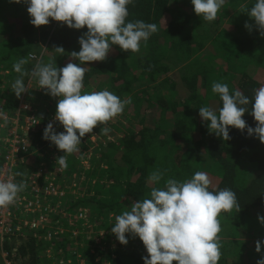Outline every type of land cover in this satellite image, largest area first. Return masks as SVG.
Listing matches in <instances>:
<instances>
[{
    "label": "trees",
    "instance_id": "16d2710c",
    "mask_svg": "<svg viewBox=\"0 0 264 264\" xmlns=\"http://www.w3.org/2000/svg\"><path fill=\"white\" fill-rule=\"evenodd\" d=\"M255 2L225 0L217 19L208 22L195 14L191 0H133L127 5L126 23L143 20L158 27L147 46L141 42L140 52L132 53L113 45L106 60L83 65L87 71L82 94L95 86L109 85L119 98L131 97V103L122 113L129 117L130 125L124 127L119 121L117 125L123 130H118L113 124L123 134L111 133V138L99 147L100 156L91 158L89 168L84 169L77 157L69 155L68 167L63 169L65 173L83 171L85 175L81 186L74 190L66 188L61 198L65 212L81 211L88 220L76 223L80 230L77 239L83 245L73 248L83 256L84 264H144L143 257L148 253L140 238L126 233L128 243L121 244L110 236V220L116 222V216L130 211L134 202L151 198L152 188H164L167 179L184 182L198 171L208 174L210 191L229 188L236 193L240 204L239 212L233 209L218 217L222 227L219 233L222 255L218 264H256L264 257V243L260 252L255 250L256 241L264 235V224L258 219V215L264 216V143L255 135L249 136L247 129L241 131L232 126H229L231 139L225 141L210 133L207 127L210 121H202L199 115L200 107H210L219 114L222 100L212 92V84L224 83L230 94L238 89L250 99L249 110L242 118L248 126L256 127L251 110L255 90L264 86V78L257 77L259 71L264 72V37L254 20L240 11L241 5L250 10ZM27 7L24 0L20 3L0 0L2 112H13L19 103L20 98L11 85L19 75L13 70V64L20 58L37 53L36 63H48L55 58L58 68L69 62L80 64L70 53L80 50L78 38L87 27L70 28L52 18L48 25L36 27L30 23ZM245 22L253 25L251 32ZM56 46H62L65 54L56 53ZM211 48L214 52H210ZM33 64L29 59L25 67L31 70ZM36 81L25 77L27 86ZM36 85L39 90L34 100H31L30 88L25 92V99L41 111V122L32 138L33 146L43 147L50 143L43 138L45 127L50 122L60 126L55 120L59 98ZM35 100L38 101L34 104ZM97 132L98 137L104 136L99 129ZM90 134L81 141L90 144ZM73 162H78V166L70 168ZM155 170L164 172L159 182L149 180ZM24 172L22 165L17 167V178H22ZM105 178L109 179L107 189ZM65 220L62 212L56 211L49 225L56 222L67 228ZM49 231V226L38 228L36 234L46 235ZM82 232L90 238H84ZM66 235L67 232L63 234ZM34 238L32 233L28 234L14 250L7 243L9 253H14L11 259L21 264H52L51 256L60 257L61 252L66 258L72 255L66 251L63 240L53 244L50 247L53 252L43 254L39 260L38 249L44 240L40 237L37 244ZM50 242L46 241L48 246ZM103 243L114 246L103 248ZM72 259L73 264H78L74 254Z\"/></svg>",
    "mask_w": 264,
    "mask_h": 264
},
{
    "label": "clouds",
    "instance_id": "9594fccd",
    "mask_svg": "<svg viewBox=\"0 0 264 264\" xmlns=\"http://www.w3.org/2000/svg\"><path fill=\"white\" fill-rule=\"evenodd\" d=\"M20 3L21 0H11ZM28 4L27 11L30 23L36 27L49 24V18L62 22L70 28L87 31L78 38L80 50L72 51L70 57L80 64L69 62L58 68L55 58L48 63L38 61L31 70L25 65L28 58H20L13 64V70L19 75L11 85L17 98L29 91L25 77L35 78L38 88L44 89L52 97H58L55 120L65 129L57 132L50 122L44 129L43 138L54 144L63 155L56 158L61 169L68 167L67 157L80 151L81 138L92 133L94 127L107 125L109 121L122 114L131 97L123 101L107 89L84 92V77L87 71L86 62L104 61L111 46H119L122 51L139 53L141 42L147 46L150 36L158 31L155 23L143 20L127 22L129 15L127 5L133 0H24ZM194 12L202 20L212 22L217 19L218 12L225 0H191ZM255 22L259 34L264 37V0H256L251 9L241 5ZM251 32L253 25L245 22ZM56 53L65 54L62 46L54 47ZM212 92L222 100V107L217 111L210 107H200L202 121H210L207 127L223 140H230L229 126L241 131L247 129L249 136L255 135L264 143V86L255 90L254 104L251 114L257 122L253 128L242 118L247 112L250 99L240 90L230 94L227 84L213 82ZM8 123L7 118L4 120ZM101 133L107 135L108 127H101ZM110 137H108L109 139ZM19 175V174H18ZM164 172L155 170L149 180L159 182ZM211 181L207 173L196 172L190 180L180 182L169 178L164 188L153 187L151 198L138 200L125 211L116 216L111 232L121 244H127L126 233L138 236L143 242L148 256L143 257L144 264H218L221 258V221L222 212L230 213L233 209L240 211L236 193L224 188L210 191ZM27 184L0 178V209L13 205L18 194L26 189ZM264 224V216H259ZM35 227V225H33ZM262 241L257 240L255 250L261 251ZM256 264H264V257Z\"/></svg>",
    "mask_w": 264,
    "mask_h": 264
},
{
    "label": "built area",
    "instance_id": "2783aa9c",
    "mask_svg": "<svg viewBox=\"0 0 264 264\" xmlns=\"http://www.w3.org/2000/svg\"><path fill=\"white\" fill-rule=\"evenodd\" d=\"M38 56L37 53H32L31 59L38 60ZM5 117L8 120L7 124L4 122ZM41 118V111H38L36 105L25 99V92L21 94L18 106L13 112H2L0 109V178L7 180L8 177H12L15 183L24 181L27 184L26 189L18 194L15 204L0 209V264H21V262L11 259L14 253H9L7 243L12 245V250H14L30 233L35 237L37 244L40 237L45 243H42L38 249V259L43 254L53 252V249L50 248L53 244L65 240L66 251L74 254L78 264H84L83 256L73 248L83 245L82 241L77 239L80 230L76 223L81 220L86 223L88 220L81 211L65 212L64 206L61 205V198L65 194L66 188H71L77 182L84 180L85 175L83 171H80L79 174L76 171L71 174L63 172V169L56 163V158L64 153L51 142L43 147L33 146L32 137L34 135L32 133L40 124ZM58 124L59 127L53 124L55 130L64 132L63 126L59 122ZM89 138L90 144L82 140L79 145L80 151L72 154L78 158L84 169L89 168L91 158L101 146L98 141H93L91 136ZM37 156L41 159H37ZM21 165L25 172L22 178H17L16 169ZM105 182L108 183L109 179L105 178ZM56 211L62 212L68 223L67 228L56 222L49 225L53 213ZM48 226L51 231L46 235L36 234L38 228ZM65 232L68 235L63 236ZM99 232L102 234V231ZM81 234L86 239L90 238L88 233L82 232ZM46 241H51L49 246ZM59 249L61 252L62 248L59 247ZM72 255L66 258L61 252L60 257L57 255L54 258L50 257L51 263L73 264Z\"/></svg>",
    "mask_w": 264,
    "mask_h": 264
},
{
    "label": "rangeland",
    "instance_id": "374dc122",
    "mask_svg": "<svg viewBox=\"0 0 264 264\" xmlns=\"http://www.w3.org/2000/svg\"><path fill=\"white\" fill-rule=\"evenodd\" d=\"M210 52H214V49L211 48L210 49ZM31 61L34 63L33 66H32V67H34V65H35L36 62L34 61V59H31ZM257 77H259L260 79H263L264 78V72L263 71H259L257 73ZM36 84H38V81H36L32 85H28V87L33 90V94L32 93L30 94L31 100H34V97H35V94H36L35 92H37L39 90V89H36V86H37ZM105 89H107L108 91H110L111 93H113V91L110 89V86L109 85H101V86L99 85V86H95L93 89H91L90 92H93V91H102V90H105ZM87 92H89V91H87ZM125 98L126 97L123 96V98H120V99L123 101ZM36 101H38V100H35L34 103H36ZM122 115L123 116L118 115L116 118H114L113 120L109 121L107 125H102V126L98 125V126L94 127L93 132L90 134V136L93 139V141H98L99 145L104 146V143L107 142L106 140H109L111 138L110 137L112 135L111 133H114L113 136H121L123 134V131H121V133H119L120 131H117L115 128H113V124L116 126V128L118 130H123V128L120 125H117L119 123V121L121 122V124L124 127H128L130 125V119L125 114H122ZM105 126L110 129V132L106 135V138H104V136H105L104 134H103L104 136L98 137L97 136V134H98L97 130L99 129L101 131V127H105ZM108 137H110V138L108 139ZM94 155H96V157H99L100 156V151L95 152ZM69 166H70V168H72V167L75 168V167L78 166V162H73L72 164H69ZM65 183L68 184V182H65ZM104 183H106L105 189H107V187H108L107 184L108 183L107 182H104ZM81 185H82V182H77L76 185L75 186H71V188L69 190L77 189V187L78 186H81ZM111 217L113 218V216H111ZM114 222L115 221L113 219L110 220V223H109L110 224V228H112L114 226ZM110 236L111 237L113 236V239L114 238H117L113 233H112V235L110 234ZM262 240H264V235L263 234H262V239L260 241H262ZM93 242H97V241L94 240ZM111 245L114 246L111 243H103L102 246H103V248H105V247L111 246Z\"/></svg>",
    "mask_w": 264,
    "mask_h": 264
}]
</instances>
